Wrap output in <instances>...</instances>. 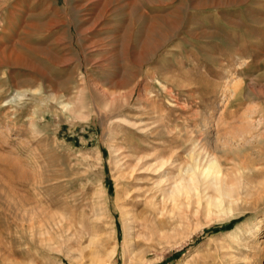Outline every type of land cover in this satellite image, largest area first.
<instances>
[{
  "label": "rangeland",
  "instance_id": "rangeland-1",
  "mask_svg": "<svg viewBox=\"0 0 264 264\" xmlns=\"http://www.w3.org/2000/svg\"><path fill=\"white\" fill-rule=\"evenodd\" d=\"M0 264H264V0H0Z\"/></svg>",
  "mask_w": 264,
  "mask_h": 264
},
{
  "label": "bare ground",
  "instance_id": "bare-ground-1",
  "mask_svg": "<svg viewBox=\"0 0 264 264\" xmlns=\"http://www.w3.org/2000/svg\"><path fill=\"white\" fill-rule=\"evenodd\" d=\"M208 171H209V173H211V172H213L214 170L212 169V168H208ZM217 175H219V174H221L220 172H218V173H216ZM222 179V178H221ZM221 183H222V181H221ZM194 188V187H193ZM131 206L133 207L134 205H133V203L131 204ZM135 213V212H134ZM129 215V214H128ZM138 217H140V216H138ZM138 217H132V220H133V222H134V224H136V225H142V221L141 222H138ZM142 217V216H141ZM145 220V219H144ZM140 221V220H139ZM116 253L115 252H113V254L112 255H115ZM91 257V256H90ZM96 257V256H95ZM93 259V258H92Z\"/></svg>",
  "mask_w": 264,
  "mask_h": 264
}]
</instances>
